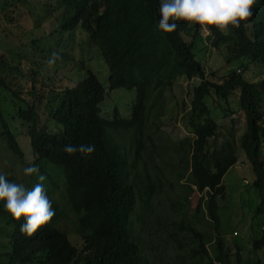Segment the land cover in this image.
Instances as JSON below:
<instances>
[{"label": "trees", "instance_id": "16d2710c", "mask_svg": "<svg viewBox=\"0 0 264 264\" xmlns=\"http://www.w3.org/2000/svg\"><path fill=\"white\" fill-rule=\"evenodd\" d=\"M159 3L160 0H49L44 5L45 19L54 18L58 25L51 35L58 44L66 34L79 29L100 51L110 73L107 87L87 70L73 87L49 88L38 79V72L0 59V95L12 98L15 111L10 118L27 128L36 158L34 165L45 176L42 183L54 209L51 220L27 237L19 232L23 217L20 221L13 219L0 202V264H156L146 253L149 246L154 249L155 245L150 244L152 240H143L134 224L142 222L148 228L156 224L159 233L168 231L167 222H148L153 200L163 191V185L135 170L145 149L143 139L151 110L158 107L164 90L178 77L200 81L191 101L190 122L195 138L190 146V187L202 195L198 209L205 201L213 228L199 232L187 216L173 223L176 230H189L201 251L199 254L192 248L174 264H264V222L255 227L259 234L253 241L252 256L246 260L238 237L231 246L222 234L219 201L225 196L223 179L239 157L234 140L226 141L218 150V125L211 119L206 103L214 97L228 102L239 90L240 110L246 119L239 148L252 166V185L260 200L254 217L264 216V78L253 83L233 70L222 83L209 80L195 53L201 26L176 21L173 32L158 31L155 25ZM206 28L209 45L216 51L225 49L237 67L248 69L253 63L264 69V0L252 6L251 17L238 28L229 25L227 32L215 26ZM43 52L52 57L54 50ZM62 57L68 54H59L57 59ZM117 89L135 90L129 118H123L117 108L112 118L104 116L105 98ZM41 110L48 114L54 130L41 126ZM0 123L5 144L25 165V154L4 115L1 100ZM129 132L135 146L131 160L116 138ZM211 141L216 144L212 152L208 148ZM67 144L92 145L94 151L88 155L68 154L63 151ZM29 178L27 189L40 182L35 175ZM59 182L83 240L81 249L58 227L64 212L49 187H58ZM207 245H212V252ZM179 247L185 252V246Z\"/></svg>", "mask_w": 264, "mask_h": 264}, {"label": "rangeland", "instance_id": "374dc122", "mask_svg": "<svg viewBox=\"0 0 264 264\" xmlns=\"http://www.w3.org/2000/svg\"><path fill=\"white\" fill-rule=\"evenodd\" d=\"M47 3L49 0H0V59L3 58L2 60L13 65L21 63L26 70L38 72V79L49 88L73 87L86 75L87 70L94 72L107 87L109 68L100 51L89 43L79 29L66 34L59 44L51 38L58 25L54 18L45 19L47 12L44 5ZM228 29L229 26L225 32ZM208 34L206 26H201L195 53L209 80L222 83L228 72L233 70H237V74L253 83L264 78L262 65L251 63L248 69L237 67L234 57L227 55L225 49L216 51L209 45L206 40ZM50 49L54 50L52 57L43 52ZM62 53L68 54V57L57 59ZM199 82L198 79L187 80L185 77H178L171 87L164 90L158 107L151 110L143 139L145 149L136 165L135 172L142 176L149 174L152 180L161 181L163 185V191L153 200V214L148 222L151 224V221L157 219L167 222L168 231L165 234L159 233L156 224L149 225V228L144 227L142 222L136 221L134 224L136 233L145 241L152 240L150 244L155 245L154 249L149 246L146 253L149 260L156 264H174L182 254H188L192 248L201 253L197 240L189 230L172 228L173 223L180 222L183 216L189 217L192 226L199 232L211 231L213 228L205 201L202 203V209H198L202 195L194 189L191 191L190 187V146L195 138L190 112L193 89ZM239 94V90L234 91L228 102L214 97L209 98L206 103L212 113L211 119L218 125V150L220 151V146L228 140H234L237 145L238 162L223 179L225 196L219 201L220 216L222 234L227 244L235 246L234 240L238 237L236 240L242 243V255L246 260L252 256L253 241L259 234L255 227L263 224L264 216L254 217L260 200L256 188L252 185V166L239 148L238 140L246 128L245 114L240 110ZM0 100L4 115L17 136L26 160L23 165L10 152L1 136L0 123V173L4 174L6 179H13L11 182L27 187L31 179L23 174L22 169L34 164L36 159L30 138L27 136V128L21 121L11 120L10 117L15 111L11 104L12 98L3 93ZM134 100L135 90L117 89L109 92L102 106L104 116L112 118L114 109L117 108L123 118H129ZM40 116L41 126L55 129L46 111L41 110ZM116 138L121 150L131 160L135 151L132 134L123 133L116 135ZM216 144L213 141L209 143L210 152ZM182 174H185V177L181 178ZM46 184L48 186V183ZM49 188L64 212L58 227L69 236L75 247L81 249L83 240L75 216L65 200L62 183L59 182L58 187L53 189L50 185ZM180 245L185 246V252L181 251ZM207 247L212 252V245ZM33 264H40V261Z\"/></svg>", "mask_w": 264, "mask_h": 264}, {"label": "clouds", "instance_id": "9594fccd", "mask_svg": "<svg viewBox=\"0 0 264 264\" xmlns=\"http://www.w3.org/2000/svg\"><path fill=\"white\" fill-rule=\"evenodd\" d=\"M257 2L258 0H160L159 20L155 26L158 31L171 33L176 28V21H184L189 25L215 26L219 31H226L229 25L238 28L241 22L251 17L252 6ZM63 151L88 155L94 151V147L67 144ZM22 171L25 176L35 175L40 182L27 189L21 183L10 182L0 173V202L13 219L20 221L23 217L19 232L31 237L51 220L54 209L42 183L45 176L40 174L39 168L32 164Z\"/></svg>", "mask_w": 264, "mask_h": 264}]
</instances>
